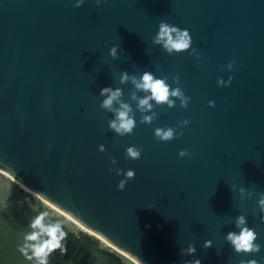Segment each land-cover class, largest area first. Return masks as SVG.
<instances>
[{
  "label": "water",
  "instance_id": "1",
  "mask_svg": "<svg viewBox=\"0 0 264 264\" xmlns=\"http://www.w3.org/2000/svg\"><path fill=\"white\" fill-rule=\"evenodd\" d=\"M74 3L0 0V168L141 264L193 258L264 264L257 196L242 200L238 191L264 193V0ZM160 22L187 29L200 60L188 52L169 56L153 45ZM114 45L115 60L108 55ZM230 61L231 72L224 67ZM121 71L167 76L190 98L187 108L179 101L172 109L154 106L157 118L141 124L129 99L132 86L119 84ZM229 76L228 87L217 86ZM105 87L121 88L123 102L133 108L131 135L108 129L113 116L100 108L99 96ZM185 119L189 124L177 129L183 133L178 139H154L155 128H176ZM130 146L142 149L139 160L126 158ZM181 150L191 158H178ZM112 168L135 172L123 191L116 186L124 177ZM4 201L9 208L0 210V264H27L15 250L17 236L36 213L0 178ZM242 214L257 233V254L237 255L225 241ZM205 241L212 246L204 249ZM190 243L195 257H182L180 249ZM50 264L92 263L74 250L57 251Z\"/></svg>",
  "mask_w": 264,
  "mask_h": 264
},
{
  "label": "clouds",
  "instance_id": "2",
  "mask_svg": "<svg viewBox=\"0 0 264 264\" xmlns=\"http://www.w3.org/2000/svg\"><path fill=\"white\" fill-rule=\"evenodd\" d=\"M94 2L99 7L106 0H94ZM84 3L85 0H75L73 7L80 8ZM151 43L155 46H160L162 51L169 56L188 52L190 56H194L198 61L200 60V54L195 48H192V37L187 29L182 30L177 26L160 22L158 32L152 38ZM120 51L123 52L122 49ZM108 55L114 60L118 59V46H112ZM234 63L235 61H230L224 66L225 69L229 72L233 71ZM167 81V76L156 78L150 71H144L139 77L129 75L127 71L120 72L119 84H130L133 88L129 99L135 103L136 111L141 114V124L150 125L157 118V113L153 110L154 106H167L168 109H172L175 107V102L179 101L181 108H187L190 98L184 94L180 87H172ZM231 81L232 77L229 76L227 81L218 79L216 83L218 87H228ZM179 83V77L173 76L172 84L179 85ZM138 93L142 95H138ZM99 96L103 97L100 108L113 116L107 122L108 129L120 137L131 135L136 127V120L130 103L123 102L122 89L105 87L100 90ZM214 106V101L208 102L209 108ZM146 113L151 114L146 115ZM188 124L189 121L185 119L178 122L176 128H155L154 139L159 142H170L173 139H178L183 133L177 129L184 128ZM98 151L103 153L105 151L104 146H99ZM141 152L142 149L130 146L126 148L125 156L127 159L136 161L141 158ZM191 155L188 150L178 152V158H191ZM109 159L111 164L115 165L117 163L116 159L111 157ZM110 171L115 172L117 176L123 175L124 177L116 186L118 191H123L128 181L135 177V172L131 169L123 171L118 168H112ZM232 190H234V186ZM238 191L242 200L252 199L253 196H257V208L261 214V222H264V193L257 194L252 191L246 193L244 188H240ZM29 207L36 214L29 217L27 228L18 233V243L15 250L27 264H50V258L54 253L58 251L61 255H64L67 252L68 233L65 231V221L54 216L47 209H37L35 204H29ZM8 208L9 204L6 201L0 202V210H7ZM234 227L237 231L228 232L225 236V241L237 255H254L261 251V245L256 243L257 233L253 228L247 226L245 215L242 214L235 218ZM211 246V241H205L202 245L204 249H208ZM195 254L196 248L191 243L185 249H180L182 257H195ZM183 264H201V260L193 258L184 261ZM239 264H257V262L255 260L247 262L241 260Z\"/></svg>",
  "mask_w": 264,
  "mask_h": 264
},
{
  "label": "bare ground",
  "instance_id": "3",
  "mask_svg": "<svg viewBox=\"0 0 264 264\" xmlns=\"http://www.w3.org/2000/svg\"><path fill=\"white\" fill-rule=\"evenodd\" d=\"M0 178L4 180L7 186L19 191L26 198L27 203L35 204L37 209H47L54 216L64 219L65 231L68 233L66 247L67 254L81 252L83 259H88L89 263L95 264H140L137 259L120 249L98 232H95L84 226L70 213L66 212L58 205L49 201L37 191L25 186L15 177L0 168ZM73 238L78 241L75 242ZM96 249V253L93 251ZM102 252V253H101ZM80 262H82L80 260Z\"/></svg>",
  "mask_w": 264,
  "mask_h": 264
}]
</instances>
